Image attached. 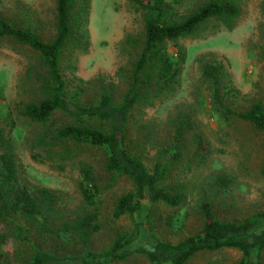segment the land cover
<instances>
[{"label": "rangeland", "instance_id": "rangeland-1", "mask_svg": "<svg viewBox=\"0 0 264 264\" xmlns=\"http://www.w3.org/2000/svg\"><path fill=\"white\" fill-rule=\"evenodd\" d=\"M168 1L180 13H188L207 0ZM240 5L242 11L233 29L211 20L195 34L169 43L175 57L180 47L187 55L177 91L152 106L135 109L130 117L128 149L138 153L149 169L159 158L170 161L168 184L185 189L180 206L159 202L153 207L149 222L142 224L143 236L137 245L151 246L153 235L178 242L200 231L204 223L202 201H211L216 216L223 220H241L264 210V132L248 121L221 116L213 104L210 84L202 75L204 60L221 61L229 73L223 89L229 106L243 111L255 101H264V0H240ZM56 8V0H0L2 16L17 26H33L46 41L56 34ZM88 33L86 52L70 46L63 56L66 93L79 103L93 104L107 89L120 100L144 44L143 12L130 0H91ZM127 36L136 42L129 43ZM48 75L38 53L14 40L0 39V125L9 131L20 178L60 194L57 223L97 212L101 229L91 236L90 245L101 250L119 231L133 227L129 216H113L118 198L132 190L133 183L125 175L112 181L105 169L107 153L103 148L72 142L38 143L45 127L19 111L26 102L44 97L43 81ZM52 119L53 127L71 122L62 113H55ZM179 126L185 130L182 136L177 135ZM200 136L207 145L203 156L197 153ZM178 148L181 156L174 159L173 151ZM85 163L92 166L101 188L95 204L86 202L81 193V167ZM219 177H226L228 184ZM16 218L0 216V264H24L34 245L58 256L82 252L79 244L44 238L32 228L29 240L19 236L15 222L20 220ZM241 255L235 248H224L198 253L189 264H235ZM113 264L150 262L135 254Z\"/></svg>", "mask_w": 264, "mask_h": 264}, {"label": "trees", "instance_id": "trees-1", "mask_svg": "<svg viewBox=\"0 0 264 264\" xmlns=\"http://www.w3.org/2000/svg\"><path fill=\"white\" fill-rule=\"evenodd\" d=\"M56 1V34L50 41L44 40L33 26H17L0 14V39H11L31 48L41 57L49 73L43 81L44 97L39 101L26 102L19 114L45 127L37 137L40 145L72 142L103 148L107 153L105 169L111 173L112 181L125 175L133 183V189L118 198L113 210L115 218L129 216L133 227L119 231L105 248L94 250L90 239L101 229L97 212L57 223L62 203L60 194L45 186H33L20 178L9 131L0 125V216L17 217L20 220L15 222L18 235L25 239L29 240L32 228L44 238L53 237L82 247L79 254L58 256L34 245L33 254L24 264H113L135 254L144 255L150 264H189L198 253L224 248L241 251L242 255L235 264H264V210L241 220H223L216 216L211 201L200 204L204 215L200 231L178 242L153 235L151 246L137 245L143 236L142 224L149 222L153 207L159 202L171 207L180 206L185 199V189L168 184L170 161L159 158L149 169L142 157L127 147L133 111L172 96L180 84L187 55L180 47L175 57L169 43H177L180 38L195 34L211 20L233 29L242 11L240 0H207L188 13H180L168 0H130L144 15L143 47L132 66L130 83L120 100L104 89L93 104L79 103L76 97L67 95L61 64L70 46L77 47L79 51L88 50L91 0ZM126 40L132 44L136 42L131 36ZM202 65V75L210 84L217 112L226 119L237 117L248 121L264 132V101H255L243 111L233 109L223 95L229 76L225 64L210 59L204 60ZM55 113L67 115L71 122L53 127ZM184 132V128L179 126L177 135L182 136ZM206 148L205 139L198 137L197 153L203 156ZM173 153L174 159L180 158L179 148ZM81 173L83 198L95 204L101 192L97 176L92 166L86 163L81 167ZM219 180L228 184L226 177H219Z\"/></svg>", "mask_w": 264, "mask_h": 264}]
</instances>
